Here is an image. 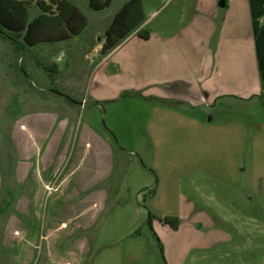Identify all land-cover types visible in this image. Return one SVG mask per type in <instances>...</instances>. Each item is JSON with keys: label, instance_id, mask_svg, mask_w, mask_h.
Returning a JSON list of instances; mask_svg holds the SVG:
<instances>
[{"label": "rangeland", "instance_id": "1", "mask_svg": "<svg viewBox=\"0 0 264 264\" xmlns=\"http://www.w3.org/2000/svg\"><path fill=\"white\" fill-rule=\"evenodd\" d=\"M126 1H74L82 33L29 51L0 33V264H264V89L247 1L216 8L234 31L219 78L189 29L196 0H141L136 30L182 29V52L163 58L134 30L100 56Z\"/></svg>", "mask_w": 264, "mask_h": 264}, {"label": "trees", "instance_id": "2", "mask_svg": "<svg viewBox=\"0 0 264 264\" xmlns=\"http://www.w3.org/2000/svg\"><path fill=\"white\" fill-rule=\"evenodd\" d=\"M76 0H0V33L10 40L15 38L16 50L29 49L41 43L65 41L77 36L87 25L86 17L73 3ZM94 11L109 7L112 0H85ZM38 8L40 14L30 19L29 9ZM255 52L262 88L264 89V24L259 19L264 16V0H249ZM142 1L128 0L116 12L99 52L105 56L124 40L128 33L136 30L142 22ZM142 39L148 35L144 28L137 31ZM46 71L57 73L50 66ZM52 77V76H51ZM54 81V78L52 79ZM163 222L173 230L178 229V219L166 216Z\"/></svg>", "mask_w": 264, "mask_h": 264}, {"label": "crops", "instance_id": "3", "mask_svg": "<svg viewBox=\"0 0 264 264\" xmlns=\"http://www.w3.org/2000/svg\"><path fill=\"white\" fill-rule=\"evenodd\" d=\"M77 1V0H76ZM247 1V29L245 31V45H246V51L248 53L249 59L252 63H254V65L258 70V64H257V58H256V52H255V42H254V35H253V29H252V20H251V14H250V7H249V0ZM229 0H196V4H195V10L194 13L192 15L191 21H190V30L194 29V34L191 35H195L196 36V31L199 30L200 33H198V47L200 49H202L204 46V40H205V45H206V49L209 51V55L211 54L213 59H212V63L211 65L207 68L210 70V72L212 74H214V76L216 78L219 77H223L224 73L223 70H221L220 66H218L217 61L218 60H224L225 59V54L227 52V47H229V45H231L232 41H233V36H234V31L232 29L231 26V22L229 20L226 19V17H222L221 21L216 20L215 21V17L217 16V9H225L228 10L229 8ZM245 6V5H244ZM35 8V7H33ZM36 10V14L34 15V17L38 16L40 14V11L38 8L35 9ZM211 11L210 15H206L207 17H205V13H208V11ZM245 11V10H244ZM204 16V17H203ZM33 18V17H32ZM31 18V19H32ZM210 20V25L212 26L213 30L210 34H206L204 35L203 33H201L202 31V25L201 23L202 20ZM206 21V22H207ZM260 23L263 24L264 22V16H262L259 19ZM148 38L147 40H156L160 43V49L157 50V54L162 55L163 58H165L167 56V53H171V45L173 47V51L174 53H180L182 52L181 49H179L177 41L180 38L181 34L183 33V30L180 29L178 31H176L174 34H169L165 31H158V30H145ZM225 31V32H224ZM230 31V33H229ZM132 34L137 35V30H135ZM132 34L128 35L125 39H127L129 36H131ZM124 39V40H125ZM123 40V41H124ZM104 42V38L103 41L100 45H98L97 49L100 52L101 48H102V44ZM121 43V42H120ZM43 44V43H41ZM41 44H38L32 48H35ZM44 44H49V43H44ZM119 45V44H118ZM117 45V46H118ZM169 45V47H167ZM116 46V47H117ZM115 47V48H116ZM32 48L29 49H22L20 51H29ZM202 69V67H200ZM155 72V71H154ZM162 75V74H161ZM157 77H159V73L156 74ZM173 81H180V77H176ZM156 82H154L155 84ZM226 88V87H225ZM215 93H226L227 89L224 88H218L217 86H215L214 89ZM155 97H158L155 95ZM159 99H163L161 97H158Z\"/></svg>", "mask_w": 264, "mask_h": 264}]
</instances>
